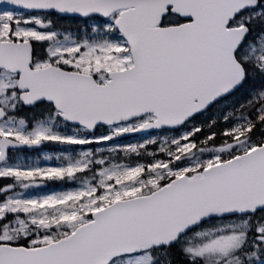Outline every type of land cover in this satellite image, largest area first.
Masks as SVG:
<instances>
[{"label":"snow or ice","instance_id":"snow-or-ice-1","mask_svg":"<svg viewBox=\"0 0 264 264\" xmlns=\"http://www.w3.org/2000/svg\"><path fill=\"white\" fill-rule=\"evenodd\" d=\"M0 264H264V0H0Z\"/></svg>","mask_w":264,"mask_h":264}]
</instances>
